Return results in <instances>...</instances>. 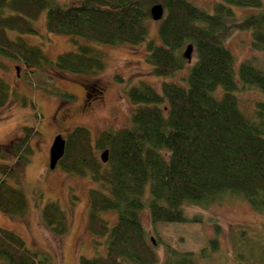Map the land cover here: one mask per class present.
Returning <instances> with one entry per match:
<instances>
[{"label": "trees", "instance_id": "1", "mask_svg": "<svg viewBox=\"0 0 264 264\" xmlns=\"http://www.w3.org/2000/svg\"><path fill=\"white\" fill-rule=\"evenodd\" d=\"M157 3L164 8L158 43L148 38L150 9ZM261 6L262 0H219L209 12L189 0H78L69 7L54 0H0L1 57L41 72L91 76L104 70L103 54L76 40H72L75 51L52 61L18 36L36 35L33 22L45 12L48 33L83 38L98 46L144 44L146 63L155 77L164 80L160 93L145 83L127 91L134 106L128 127L101 132L94 142L84 127L63 137L65 151L57 167L100 185L89 191L87 230L104 238L106 251L80 257L78 264H158L156 248L141 222L144 209L154 226L200 223V216H187V206L206 208L232 197L264 216V101H256L252 116H247L237 97L238 82L264 95V68L245 60L236 70L225 46L235 32L248 31L252 50L264 53V10L243 19L232 11V7ZM188 45L193 47L194 63L180 83L185 84L179 85L169 79L189 62L183 57ZM58 92L60 98H73ZM11 95L0 78V108ZM23 131V137L0 146V212L20 218L27 211V199L14 183L20 163L32 153L30 141L36 134L33 128ZM104 151H108L106 163L98 157ZM108 212L116 216L111 226L103 218ZM41 220L55 236L68 232L66 213L57 201L44 204ZM213 230L214 238L197 255L165 246L164 264H200L202 259L212 263L221 254L217 223ZM232 234L231 250L222 253L226 261L221 264H264V233L239 229ZM0 264H51V260L0 227Z\"/></svg>", "mask_w": 264, "mask_h": 264}, {"label": "rangeland", "instance_id": "2", "mask_svg": "<svg viewBox=\"0 0 264 264\" xmlns=\"http://www.w3.org/2000/svg\"><path fill=\"white\" fill-rule=\"evenodd\" d=\"M54 1L60 6L69 7L78 0ZM189 1L196 7L211 12L213 5L219 0ZM263 10L264 0L260 8L232 7L237 19ZM45 23L46 13L43 12L33 22L36 35L18 36L28 45L39 47L52 61L62 54L75 51L72 40H76L78 44L100 51L105 68L91 76L71 75L54 70L41 72L0 56V78L9 85L12 93L9 103L0 108V146L23 137L24 128L36 131L30 141L32 153L27 161L20 163L18 183H14L25 193L27 211L21 218L0 212V227L22 238L29 249L45 252L51 264H78L80 257L93 258L104 255L106 251L104 238L92 236L87 230L89 191L100 189V185L86 178L69 175L60 167L49 170V149L53 139L57 135L64 137L75 127H84L89 130L94 142L101 132L128 127L134 106L128 99L127 91L145 83L160 93L164 80L155 77L152 68L146 63L144 44L98 46L83 38L48 33ZM157 27L158 22L148 23V38L158 43ZM9 36L15 38L14 33H9ZM225 46L234 57L236 70L245 60H251L254 66L264 68V53L252 50L250 32H235L227 39ZM193 63L194 54L191 61L186 62L184 69L169 80L184 85L185 81L184 84L180 83ZM50 75L52 79L49 78ZM58 90L73 98H60ZM237 97L240 108L247 116H252L256 101H264L263 94L239 82ZM100 154L101 152L98 157ZM47 201H57L66 213L69 222L66 234L55 236L43 225L41 210ZM185 211L190 218L200 216L201 222L154 226L147 209L141 212V222L149 243L156 248L158 264L165 262V246L197 255L214 238L215 223L220 229L217 238L221 254L217 253L212 258L213 264L226 261L222 253L231 250L234 238L232 231L242 229L258 233L256 235L264 233L261 230L264 216L255 213L247 203L236 198L226 197L206 208L187 206ZM103 218L111 226L116 216L108 212L103 214ZM205 263H208L206 259L200 261V264Z\"/></svg>", "mask_w": 264, "mask_h": 264}, {"label": "water", "instance_id": "3", "mask_svg": "<svg viewBox=\"0 0 264 264\" xmlns=\"http://www.w3.org/2000/svg\"><path fill=\"white\" fill-rule=\"evenodd\" d=\"M163 16H164V8L162 4L157 3L151 7L150 17L153 22L161 21ZM192 53H193V47L192 45H188L183 53L184 59L190 62ZM64 151H65V139L61 135L55 136L49 149V160H48L49 170L53 171L56 169L59 161L64 156ZM107 159H108V151L102 152L100 155L101 162L106 163Z\"/></svg>", "mask_w": 264, "mask_h": 264}]
</instances>
